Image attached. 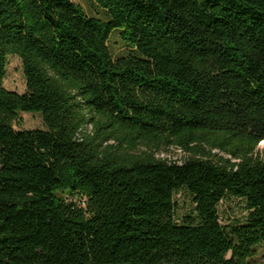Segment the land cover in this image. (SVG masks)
I'll list each match as a JSON object with an SVG mask.
<instances>
[{
  "label": "trees",
  "instance_id": "trees-1",
  "mask_svg": "<svg viewBox=\"0 0 264 264\" xmlns=\"http://www.w3.org/2000/svg\"><path fill=\"white\" fill-rule=\"evenodd\" d=\"M94 1L106 20L0 0V264H257L264 0ZM13 55L23 94L5 88ZM21 113L45 129L16 130ZM180 193L195 208L179 220ZM227 198L244 222L221 223Z\"/></svg>",
  "mask_w": 264,
  "mask_h": 264
},
{
  "label": "rangeland",
  "instance_id": "rangeland-1",
  "mask_svg": "<svg viewBox=\"0 0 264 264\" xmlns=\"http://www.w3.org/2000/svg\"><path fill=\"white\" fill-rule=\"evenodd\" d=\"M79 5L85 13L90 17L107 19L105 12L98 7L94 0H71ZM110 49L115 57H120L130 53L121 38L120 32H115L110 39ZM5 88L9 91L23 94L26 91V80L23 72V64L19 57L9 56L7 75L5 79ZM16 130H35L45 129L42 116L38 113H21L18 115ZM258 152L264 157V145L261 143ZM165 156V157H164ZM169 156V157H168ZM162 158L172 159L181 162L186 155L182 150L172 148L169 153H165ZM1 168V165H0ZM68 202L77 203L81 207H85V200L79 196H71L68 192L60 193ZM195 208L192 197L187 193H180L176 196V216L182 218L188 216ZM221 223L223 225L231 223H241L245 221L248 214L246 205L243 201L235 198H227L219 205ZM257 264H264V246L258 249V256L255 258Z\"/></svg>",
  "mask_w": 264,
  "mask_h": 264
},
{
  "label": "bare ground",
  "instance_id": "bare-ground-1",
  "mask_svg": "<svg viewBox=\"0 0 264 264\" xmlns=\"http://www.w3.org/2000/svg\"><path fill=\"white\" fill-rule=\"evenodd\" d=\"M262 144L264 145V142H263ZM174 149H176V148H174ZM177 149H178V148H177ZM179 150H180V149H179ZM163 155H164V154H163ZM163 155H162V156H163ZM164 157H165V156H164ZM168 157H169V156H168Z\"/></svg>",
  "mask_w": 264,
  "mask_h": 264
}]
</instances>
